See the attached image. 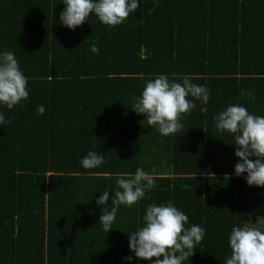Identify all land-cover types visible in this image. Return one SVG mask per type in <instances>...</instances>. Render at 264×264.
I'll use <instances>...</instances> for the list:
<instances>
[{"label":"trees","instance_id":"16d2710c","mask_svg":"<svg viewBox=\"0 0 264 264\" xmlns=\"http://www.w3.org/2000/svg\"><path fill=\"white\" fill-rule=\"evenodd\" d=\"M138 4L119 26L93 13L72 30L60 21L64 0H0V55L15 54L29 90L22 106L0 104L12 120L0 125V264H152L131 251L129 234L149 205L169 201L185 227L205 229L184 264H226L232 229L264 221V187L235 174V134L214 119L230 105L264 116V0ZM161 74L210 91L207 104L188 97L196 107L167 137L132 107ZM90 151L105 163L85 169ZM137 168L156 186L121 205L106 233L97 200L108 191L111 205L120 175Z\"/></svg>","mask_w":264,"mask_h":264},{"label":"clouds","instance_id":"9594fccd","mask_svg":"<svg viewBox=\"0 0 264 264\" xmlns=\"http://www.w3.org/2000/svg\"><path fill=\"white\" fill-rule=\"evenodd\" d=\"M64 4L66 8L60 14V21L72 30L82 26L93 13L109 28L119 26L139 7L138 0H64ZM91 51L99 53L96 45ZM245 95L255 99L251 92L242 91L241 96ZM189 96L207 104L210 91L205 86L192 83L187 77L181 84L170 82L166 75L161 74L146 82L141 96L133 97L132 107L146 117L149 126L156 127L160 134L167 137L183 129L181 120L191 115L196 107L193 100L188 99ZM28 98V78L21 71L15 54L6 51L0 55V104L11 110L17 105L22 106ZM201 111L207 112V108ZM37 112L44 114V106H38ZM214 119L215 128L221 133L235 134V155L239 157L235 174L242 176L247 173L245 179L250 186L264 187V116L250 114L244 106L230 105ZM10 123L11 119L6 120L0 114V125ZM104 163V157L94 151L88 152L81 160L85 169H94ZM116 186L111 205L108 191H104L97 200L102 208L100 224L106 233L113 229L121 205L132 207L139 204L156 185L153 175L137 168L134 175L125 177L121 174ZM188 220L189 217L170 201L160 206L155 203L149 205L143 216L144 225L129 234L131 251L137 258L152 261V264H184L195 254L197 245L205 236V229L199 225L185 227ZM229 243L231 256L226 264H264V228L247 224L236 226L231 231Z\"/></svg>","mask_w":264,"mask_h":264},{"label":"rangeland","instance_id":"374dc122","mask_svg":"<svg viewBox=\"0 0 264 264\" xmlns=\"http://www.w3.org/2000/svg\"><path fill=\"white\" fill-rule=\"evenodd\" d=\"M263 221H255L254 223H251V226H257L262 228Z\"/></svg>","mask_w":264,"mask_h":264},{"label":"crops","instance_id":"0c3cea01","mask_svg":"<svg viewBox=\"0 0 264 264\" xmlns=\"http://www.w3.org/2000/svg\"><path fill=\"white\" fill-rule=\"evenodd\" d=\"M255 221H263V220H260V219H251L248 223H247V225H249V226H251V223H254ZM262 228H264V221H263V224H262Z\"/></svg>","mask_w":264,"mask_h":264}]
</instances>
